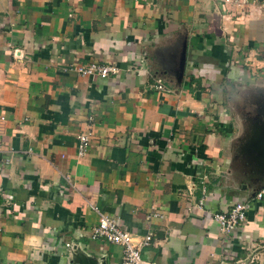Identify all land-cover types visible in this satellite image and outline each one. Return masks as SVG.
<instances>
[{
	"label": "crops",
	"instance_id": "0c3cea01",
	"mask_svg": "<svg viewBox=\"0 0 264 264\" xmlns=\"http://www.w3.org/2000/svg\"><path fill=\"white\" fill-rule=\"evenodd\" d=\"M90 62L117 72L75 71ZM258 86L264 0H0V264H119L91 206L152 234L146 262L264 264V171L233 168L223 102ZM235 201L245 219L221 233Z\"/></svg>",
	"mask_w": 264,
	"mask_h": 264
},
{
	"label": "built area",
	"instance_id": "2783aa9c",
	"mask_svg": "<svg viewBox=\"0 0 264 264\" xmlns=\"http://www.w3.org/2000/svg\"><path fill=\"white\" fill-rule=\"evenodd\" d=\"M229 2L230 0H223ZM238 5H243L245 0H233ZM75 71L82 75H97L99 77H106L117 72L116 66L112 64H99L90 62L83 66H76ZM151 87L155 90L168 92L169 89L165 87L160 78H157ZM88 132H81L77 134V155H81L88 144ZM253 197L260 200L264 197V185H260L253 192ZM97 213V222L90 230V237L102 238L106 242L116 243L122 247L119 264H154L141 259L140 248L151 239V233L147 232L143 236H134L129 232L121 229L112 219L108 218L104 213L97 210L95 206H91ZM248 204L243 201H235L231 203L225 212H215L213 220L217 225L219 232L224 234L231 233L239 224H241L246 216V209Z\"/></svg>",
	"mask_w": 264,
	"mask_h": 264
},
{
	"label": "rangeland",
	"instance_id": "374dc122",
	"mask_svg": "<svg viewBox=\"0 0 264 264\" xmlns=\"http://www.w3.org/2000/svg\"><path fill=\"white\" fill-rule=\"evenodd\" d=\"M225 94L223 102L226 113L232 122L231 128L234 127L236 133L238 132L236 140L240 139L241 141V145L238 143H232L231 145L232 152L234 153L236 149L238 152L237 155L233 153L230 155L231 164L235 170L242 172L244 175L248 174V171L252 168L262 172L263 170L260 168L259 162H255L256 155L248 153L250 147L247 145L248 142L246 140L251 135V131L249 130H251L252 125L249 123L253 121H260L261 123L258 128L259 132L256 133L254 131L253 138L264 136V86H258L255 89L232 87ZM238 146H240L239 150ZM239 155H241V163L238 160L239 158L236 159ZM241 165L242 169H240Z\"/></svg>",
	"mask_w": 264,
	"mask_h": 264
},
{
	"label": "water",
	"instance_id": "95a60500",
	"mask_svg": "<svg viewBox=\"0 0 264 264\" xmlns=\"http://www.w3.org/2000/svg\"><path fill=\"white\" fill-rule=\"evenodd\" d=\"M183 52L181 53L180 63H179V76L181 75V71L183 69ZM264 130V129H263ZM264 135V133H263ZM247 145H249V151L248 153H253L255 156V162H259L260 168L264 171V136L261 137H255L252 139V141L248 142ZM261 185H264L261 184ZM260 186V185H259ZM258 186V187H259Z\"/></svg>",
	"mask_w": 264,
	"mask_h": 264
},
{
	"label": "trees",
	"instance_id": "16d2710c",
	"mask_svg": "<svg viewBox=\"0 0 264 264\" xmlns=\"http://www.w3.org/2000/svg\"><path fill=\"white\" fill-rule=\"evenodd\" d=\"M189 80H191V79H189ZM264 198V197H263Z\"/></svg>",
	"mask_w": 264,
	"mask_h": 264
}]
</instances>
